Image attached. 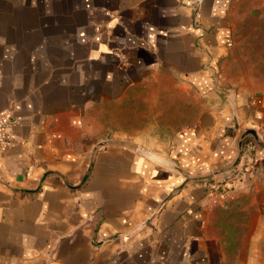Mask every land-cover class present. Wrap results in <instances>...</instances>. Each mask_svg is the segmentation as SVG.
<instances>
[{
  "label": "crops",
  "instance_id": "crops-1",
  "mask_svg": "<svg viewBox=\"0 0 264 264\" xmlns=\"http://www.w3.org/2000/svg\"><path fill=\"white\" fill-rule=\"evenodd\" d=\"M245 1L0 0V264H264V149L241 189L186 177L232 160L233 115L264 143V92L222 76ZM157 75L204 103L192 125L158 158L98 142L94 108Z\"/></svg>",
  "mask_w": 264,
  "mask_h": 264
},
{
  "label": "rangeland",
  "instance_id": "rangeland-1",
  "mask_svg": "<svg viewBox=\"0 0 264 264\" xmlns=\"http://www.w3.org/2000/svg\"><path fill=\"white\" fill-rule=\"evenodd\" d=\"M238 9L232 49L222 69L225 86L230 92H264V5L262 0H248ZM203 106L176 78L149 76L127 89L124 102L94 108L93 136L104 143L122 137L120 142L158 158L170 136L191 126Z\"/></svg>",
  "mask_w": 264,
  "mask_h": 264
},
{
  "label": "built area",
  "instance_id": "built-area-1",
  "mask_svg": "<svg viewBox=\"0 0 264 264\" xmlns=\"http://www.w3.org/2000/svg\"><path fill=\"white\" fill-rule=\"evenodd\" d=\"M11 121L12 113L10 110L0 112V149H3L9 144L7 127ZM253 149V143L250 140H244L241 146L240 157L235 167L225 177H211L207 181L202 182L206 194L214 196L230 190L241 189L244 185V176L246 168L250 165Z\"/></svg>",
  "mask_w": 264,
  "mask_h": 264
},
{
  "label": "water",
  "instance_id": "water-1",
  "mask_svg": "<svg viewBox=\"0 0 264 264\" xmlns=\"http://www.w3.org/2000/svg\"><path fill=\"white\" fill-rule=\"evenodd\" d=\"M232 121H233V125L230 126L229 128L236 134V150H235V155L232 158V160H230L226 166L216 169L214 172H210L208 174L205 175H199V176H191V175H186V177L189 180H199V181H207L208 179H210L211 177H216V178H221V177H225L229 171L235 167V165L237 164L239 157H240V151H241V146L244 140H251L253 141V145L254 146H258L264 149V143L261 142V140L258 139L256 133L253 130L247 129L245 127L240 126L238 119L236 118L235 115H233L232 117ZM102 145V144H101ZM248 168H246V172H245V176H244V185L247 179V172H248ZM243 185V186H244Z\"/></svg>",
  "mask_w": 264,
  "mask_h": 264
}]
</instances>
